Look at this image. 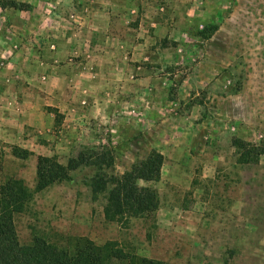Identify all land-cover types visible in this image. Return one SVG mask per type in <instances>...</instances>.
I'll use <instances>...</instances> for the list:
<instances>
[{
	"label": "rangeland",
	"instance_id": "obj_1",
	"mask_svg": "<svg viewBox=\"0 0 264 264\" xmlns=\"http://www.w3.org/2000/svg\"><path fill=\"white\" fill-rule=\"evenodd\" d=\"M15 1L31 7L24 13L7 8L10 14L0 7L1 86L30 87L51 75L41 64H49L48 56L74 64L85 58L79 72L92 78L82 80L98 86L91 83L100 79L96 49L119 62L122 84H101L104 95L99 87L84 92L94 102L86 105L98 107L89 113L76 109L72 116L49 105L48 98L26 92L19 98L0 96L8 108L22 102L43 105L46 115L29 113L25 130L14 137L22 138L18 143L0 132V185L22 180L34 192L39 156L67 164L86 149L108 150L115 157L110 172L123 175L152 150L165 153L161 181L141 183L158 192L155 215L107 221L105 199L94 200L88 186L95 170L84 167L72 173V181L33 193L15 215L21 243L41 237L66 247L85 237L168 264H264V0H42L35 14L34 0ZM112 25L121 38L115 42L109 40ZM212 26L217 29L210 33ZM77 31L86 37L58 46L60 35ZM102 40L109 46L103 52L97 46ZM147 71L168 73L162 82L170 102L162 101L159 109L137 111L123 104L113 110L111 100L128 103L139 84L135 79ZM162 122L174 127L166 142L153 139L152 144L141 136ZM194 130L199 135L191 145ZM235 139L263 154L239 163Z\"/></svg>",
	"mask_w": 264,
	"mask_h": 264
},
{
	"label": "trees",
	"instance_id": "obj_2",
	"mask_svg": "<svg viewBox=\"0 0 264 264\" xmlns=\"http://www.w3.org/2000/svg\"><path fill=\"white\" fill-rule=\"evenodd\" d=\"M2 9L27 11L29 4L15 0H0ZM212 26L210 33L216 31ZM239 151V163L263 154L262 150L235 139ZM243 159V160H242ZM165 157L157 150L136 164L123 175L110 172L115 167L111 151L86 149L76 157L61 163L56 156H39L36 171V187L32 192L22 180L10 179L0 185V264H113L115 260L128 264H168L163 261L129 256L113 242L98 245L90 238H78L66 247H58L41 237L30 244H22L16 227L15 215L24 210L34 194L56 184L72 181V173L88 167L95 170L89 179L93 199H105L104 217L112 223L129 222L155 215L160 208L155 188L144 183H157L162 179Z\"/></svg>",
	"mask_w": 264,
	"mask_h": 264
},
{
	"label": "crops",
	"instance_id": "obj_3",
	"mask_svg": "<svg viewBox=\"0 0 264 264\" xmlns=\"http://www.w3.org/2000/svg\"><path fill=\"white\" fill-rule=\"evenodd\" d=\"M42 2H43L42 0L32 1V4L34 5V8H33L34 14L39 11V8L41 9ZM4 11L7 14H10L9 12H7L8 9H5ZM16 13H24V11H21V12L17 11ZM111 30H112L111 36L109 37L110 41L115 42L117 41V39H121L120 35L117 34L116 32L117 25H112ZM100 31L101 30H99V32L97 33L99 34ZM84 36L86 37V32L84 31L74 32V34H72L69 37L60 35L59 39L63 40V42L62 41L58 42V46H66L67 45L66 43L73 41L75 37L83 39ZM66 38H68L69 40L65 42L64 40ZM75 40H78V39H75ZM150 44L151 43H149L148 45ZM74 45L75 44H73V46ZM97 46H99L100 49L103 48V50L101 49L102 52L104 51V49L109 47L107 40H104V41L102 40V44L97 45ZM92 53L95 54V50ZM96 53H97L96 54L97 58H94L93 56V59H96L98 63L99 74H97V77H99L100 75V79L95 81L97 79L96 78L94 81H91V83H99L98 86L87 85L90 82L86 83V82H83L82 80L83 78L82 76L88 78L90 75L87 72H82V71L79 72V68L83 70L84 64L87 63L85 61V58H83L80 64H74L73 62L64 60V58L63 60H61L62 58L61 57L59 58V56L57 57L48 56L46 57L47 59L46 61H50L49 64H47V62L45 61H42L41 64L44 67L46 66L45 70L48 69L46 74H48V72L52 70L50 71L51 75H47V76L42 75L41 80H35L34 84L31 85L30 87L26 85L25 87H20L19 85L21 84H19V82L17 83L13 82V85L19 84L18 86H14V87H12L13 85H10L7 87L6 85L4 86L0 85V96L1 98H4V95H6L7 93H11V94H15L17 98H19V96L22 93L26 92L27 95H34V96L37 95L39 97L48 98L49 105L53 107H58L61 112H63L64 114H67L68 116H72L71 115L72 111H75L76 109H84L86 113H89L90 109L93 107L96 108V106L98 107V104H92V106L90 105L87 106L86 103L90 104L94 102L92 101L93 99L91 98L90 95L86 97L83 96L82 94L84 92L85 93L88 92L89 89H91V91L94 92L93 91L94 88L99 87V91H100L99 93L101 95H104V92L106 90H104V88L100 86L101 84L105 85V83H107L108 85H110L111 83H114V87L117 86L118 88H120L122 84L121 82H119L120 81L119 78H122V75L119 72V68L121 66L119 65V62L117 60L107 59L105 56H103L102 53H100L98 49H96ZM60 54L61 52L58 55ZM58 60L64 61L65 64L60 65V62H58ZM56 63H58L59 65H56ZM161 64L163 65V62H161ZM48 66H50V68H48ZM75 68H77L78 70L76 71ZM40 72L43 73V71H40ZM166 75H168V73H164L163 71L158 72V73H155L154 71H147L143 73L142 76H139V78L135 79V81L138 82L139 84H136L133 86V89L131 90L130 101H128V103L127 102L122 103V98H119L117 101L115 100V98L111 100V102L115 103L114 106H112L113 110L117 111L119 107L123 104L124 105L127 104V106L129 107L135 108L137 111L139 109L147 110V109L161 108L160 106L163 105L162 101L170 102L167 95L164 94L166 89L164 88L163 82H162L164 81ZM2 77L3 76L0 75V80L2 79ZM25 78L27 80L33 81L29 79L31 78L29 74H27ZM91 78L92 76L90 75L89 80H91ZM109 78L111 80H109ZM50 80H52L53 83H51ZM157 81H159V83ZM95 93L97 94L98 97L100 96V94H98L97 92ZM62 95L66 97V100L60 102V100H64L63 98H61ZM179 97L181 100L182 99L181 93L179 94ZM80 100H82L83 105H86V106L82 107L81 105H79ZM5 101L0 102V132L6 141H12L13 143H16V142L18 143L20 140H22V138L15 139L14 137L16 135L20 136V132L25 130L29 113L33 111L36 112L37 116L40 119H44L46 117L43 105L40 106L34 103L28 104V103L22 102L21 104L18 103V106L15 108L14 107L8 108ZM175 104L180 106L181 102L178 103L176 101ZM39 127L43 129L44 123H40ZM172 129H174L172 125L168 126L164 124L163 122L160 123L159 125L157 123H154L153 125L149 126L143 132L141 136L145 139H150V141H152V144H153V139H155L156 141L158 140L164 141L166 138L165 136L168 135V133L171 136V134L174 133ZM198 135H199V132L197 130H194L190 134L191 141H192L191 145L194 144V142L196 141L195 136H198ZM67 142L71 143L69 140ZM171 150H176V149L175 148L168 149V151H171ZM162 154L165 155L164 152H162ZM167 161L168 159L166 158V162ZM184 171L187 173V170L185 168H184Z\"/></svg>",
	"mask_w": 264,
	"mask_h": 264
}]
</instances>
